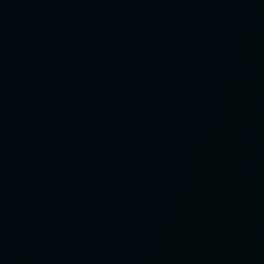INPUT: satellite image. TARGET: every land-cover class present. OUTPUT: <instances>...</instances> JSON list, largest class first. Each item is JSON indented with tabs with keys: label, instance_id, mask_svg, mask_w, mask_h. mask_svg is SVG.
<instances>
[{
	"label": "water",
	"instance_id": "water-1",
	"mask_svg": "<svg viewBox=\"0 0 264 264\" xmlns=\"http://www.w3.org/2000/svg\"><path fill=\"white\" fill-rule=\"evenodd\" d=\"M0 264H264V0H0Z\"/></svg>",
	"mask_w": 264,
	"mask_h": 264
}]
</instances>
